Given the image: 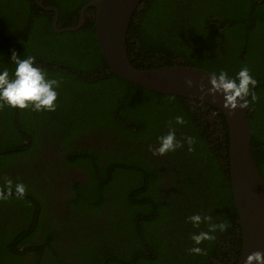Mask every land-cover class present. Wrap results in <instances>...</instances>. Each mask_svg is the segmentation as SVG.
Returning <instances> with one entry per match:
<instances>
[{"label": "trees", "instance_id": "trees-1", "mask_svg": "<svg viewBox=\"0 0 264 264\" xmlns=\"http://www.w3.org/2000/svg\"><path fill=\"white\" fill-rule=\"evenodd\" d=\"M40 1L59 10L58 26L65 28L78 25L82 8L94 0ZM94 13L90 7L82 27L58 33L54 12L33 0H0V68L11 75L15 66L9 57L15 50L34 56L48 77L61 81L53 112L0 108V218L18 214L20 201L10 200V208L6 202L18 197L17 183L35 189L33 202L47 207L45 198L56 186L49 174L57 169L45 158L51 147L62 156L64 168L81 169L87 177L68 186L75 196L70 205L75 215L67 226L73 264H238L242 235L225 114L111 73L97 41ZM127 46L138 68L186 64L234 76L247 66L257 80L256 99L248 97L252 152L264 178V85L258 84L264 82V0H142ZM52 62L89 78L56 70ZM177 115L184 124L175 123ZM169 121L177 139H194L192 150L184 144L153 156L148 146L168 131ZM94 137L102 143L92 145ZM37 212L40 232L56 241L55 235H46L56 223ZM197 212L229 225L199 245L203 254L188 251L190 234L207 230L205 223L194 228L186 221ZM101 214L106 224L98 222ZM20 231L0 221V264L6 255L13 259L12 246L21 247Z\"/></svg>", "mask_w": 264, "mask_h": 264}, {"label": "water", "instance_id": "water-1", "mask_svg": "<svg viewBox=\"0 0 264 264\" xmlns=\"http://www.w3.org/2000/svg\"><path fill=\"white\" fill-rule=\"evenodd\" d=\"M33 1L48 12H54L53 27L58 33L74 31L82 27L85 13L90 7H95L97 41L111 73L151 91L207 103L225 114L229 128L232 190L242 235V253L238 264H257L254 258L252 260L247 258L256 252L264 254V178L252 152V130L248 107L230 111L224 106L221 94H215V99L207 94V89L211 87L208 77L212 72L206 69L186 64L153 68H138L132 64L127 40L132 18L142 0L91 1L82 8L78 25L65 28L58 26L60 12L57 8L45 6L40 0ZM186 78L192 79L191 87L185 83ZM258 84L264 85V82Z\"/></svg>", "mask_w": 264, "mask_h": 264}, {"label": "clouds", "instance_id": "clouds-1", "mask_svg": "<svg viewBox=\"0 0 264 264\" xmlns=\"http://www.w3.org/2000/svg\"><path fill=\"white\" fill-rule=\"evenodd\" d=\"M9 60L15 66L11 75L8 68H0V108L7 106L16 109H31L35 112L55 111L57 89L61 86V81L54 77H48L47 73L36 64V58L32 55L22 57L12 50ZM208 82L211 87L207 89V94L212 95L214 99L215 94H221L224 106L230 111L237 108L246 109L249 103L247 98L250 95L252 100L256 99L252 89L256 86L257 80L250 74L247 66L241 67L234 76H229L223 70L219 73L213 72L209 75ZM185 83L191 87L193 81L191 78H186ZM201 89L203 91L202 85ZM174 119L178 125L185 123L183 116L177 115ZM171 123L169 121L166 133L156 137L155 146L151 144L148 146V150L153 156H163L168 152L183 148L184 144L188 145V151L192 150L194 139L191 136L184 137L183 141L177 139ZM6 183L11 185L12 182L6 181ZM15 191L22 196L25 191L24 185L17 183ZM186 221L191 222L194 228H198L201 223H205L207 226L206 231L190 234L193 246L188 251L195 254H203L205 249L199 245L203 241L214 240V234L218 230L222 232L229 226L226 223H213L210 215H202L198 212L186 217ZM253 258L257 264H264V254L256 252L247 259L252 260Z\"/></svg>", "mask_w": 264, "mask_h": 264}, {"label": "flooded vegetation", "instance_id": "flooded-vegetation-1", "mask_svg": "<svg viewBox=\"0 0 264 264\" xmlns=\"http://www.w3.org/2000/svg\"><path fill=\"white\" fill-rule=\"evenodd\" d=\"M85 141L86 139L84 138L81 140V143H85ZM91 141L93 142L92 145L102 143V140L100 141L98 137H94ZM45 158L47 162H52L54 169H57L56 171L52 170V173L49 174L50 180L53 181L56 186L53 188L54 194L51 196L47 195L45 198L46 202L49 203L47 207L40 203L38 199H36L37 204L33 202L37 193L34 191L35 189L27 187H25V191L22 196L18 194L17 198H10V196L8 199L6 198L9 208L10 200L13 201L17 199L21 203L19 205V210L17 211L18 214H16L15 218L7 216L0 218V221L5 223L6 228L9 229V225H12L21 229L18 233V244L21 245V247L15 248L12 246L10 248V253L13 259L10 258L9 255H6L5 264H73L70 259L71 257L69 256L70 254H67L72 244L70 229H68L67 226L70 223V219L75 215V213H72L70 210V205H75V196H73L72 191L69 190L68 186L73 184L75 178L86 181V173L81 169L71 167L64 168L66 165L62 160V156L57 152V150L51 147L47 148ZM37 167L40 169L41 162L37 165ZM62 168L64 169L62 170ZM42 187L43 185L36 189ZM110 202L115 203L112 198L110 199ZM35 211H38V214H41L42 216L44 215L46 218L49 220L51 219L52 222L56 223L52 230H48L46 232V235L49 234L51 237L55 235L56 241L54 239V242H49L44 233L40 232L39 222H37L39 217L37 218L35 216ZM30 216H34L35 227L32 225L33 220ZM105 217V214H101L98 222L102 221L106 224L107 219ZM57 225L60 226L56 227ZM8 232L10 233V230ZM5 244L8 246L9 242H5ZM39 252L42 253L40 254Z\"/></svg>", "mask_w": 264, "mask_h": 264}, {"label": "rangeland", "instance_id": "rangeland-1", "mask_svg": "<svg viewBox=\"0 0 264 264\" xmlns=\"http://www.w3.org/2000/svg\"><path fill=\"white\" fill-rule=\"evenodd\" d=\"M23 39L28 40V39H29L28 34H26L25 38H23ZM35 62H36V64H37L39 67H41V66L39 65V61H38V59H36ZM45 63H46V62H45ZM52 63H53V66H54V67H53V66H52V67H53L54 69H56V70H57V69H66V70H64L66 74H71V75H74V76H79V75H81V77H82L83 79H88V78H89V76L86 75V74H77V73H73L72 70H70V69L64 67L63 65L60 66L59 64H55L54 62H52ZM43 65H44V64H43Z\"/></svg>", "mask_w": 264, "mask_h": 264}]
</instances>
